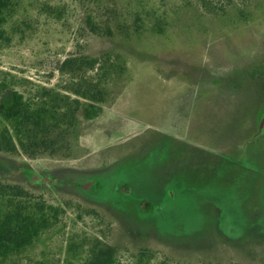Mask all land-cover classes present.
I'll return each instance as SVG.
<instances>
[{
    "label": "rangeland",
    "instance_id": "1",
    "mask_svg": "<svg viewBox=\"0 0 264 264\" xmlns=\"http://www.w3.org/2000/svg\"><path fill=\"white\" fill-rule=\"evenodd\" d=\"M22 3L0 102L66 91L71 55L109 74L58 153L0 151L1 182L65 208L17 264H85L95 242L120 264H264V0Z\"/></svg>",
    "mask_w": 264,
    "mask_h": 264
},
{
    "label": "trees",
    "instance_id": "2",
    "mask_svg": "<svg viewBox=\"0 0 264 264\" xmlns=\"http://www.w3.org/2000/svg\"><path fill=\"white\" fill-rule=\"evenodd\" d=\"M22 1L0 0V40L6 43L12 37L5 25L22 8ZM40 8L48 16L58 14L51 3H41ZM86 21L96 30L90 16ZM15 28L23 31L18 25ZM99 61L98 57H66L59 67L63 74L69 75L66 91L36 85L37 90L26 95L12 89L10 100L0 102V121L4 123L0 127V151L35 157L53 155L67 146L66 135L79 125L78 110L84 102L92 109L89 115L92 118L100 113L106 101L104 84L109 70L105 62ZM6 88V82L1 81L0 90ZM64 212L63 206L47 202L19 184L0 181V264H17L44 233L62 220ZM88 253L85 264H120L115 255L99 247L98 242L89 247ZM36 264L49 263L40 260Z\"/></svg>",
    "mask_w": 264,
    "mask_h": 264
}]
</instances>
